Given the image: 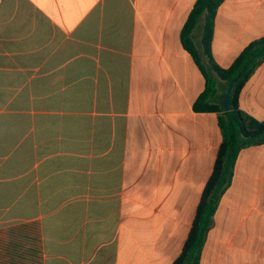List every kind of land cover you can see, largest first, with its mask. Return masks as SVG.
Listing matches in <instances>:
<instances>
[{"label": "crops", "instance_id": "0c3cea01", "mask_svg": "<svg viewBox=\"0 0 264 264\" xmlns=\"http://www.w3.org/2000/svg\"><path fill=\"white\" fill-rule=\"evenodd\" d=\"M194 2L0 0V264L179 255L222 139L217 114L192 108L204 78L180 30ZM261 37L264 0H223L213 60ZM237 102L264 120V63ZM199 264H264V144L238 153Z\"/></svg>", "mask_w": 264, "mask_h": 264}, {"label": "trees", "instance_id": "16d2710c", "mask_svg": "<svg viewBox=\"0 0 264 264\" xmlns=\"http://www.w3.org/2000/svg\"><path fill=\"white\" fill-rule=\"evenodd\" d=\"M223 0H195L181 30L180 42L204 78L203 91L194 101L195 112L217 114L221 142L212 170L203 185L186 239L171 264H199L206 234L221 195L229 186L238 153L247 147L264 144V120H256L238 108V95L256 68L264 63V37L250 42L227 68L219 67L211 54L213 21ZM203 19L199 39L200 52L191 39L199 19ZM237 81L231 85L234 78ZM231 86L229 109L223 111L216 100L217 85Z\"/></svg>", "mask_w": 264, "mask_h": 264}, {"label": "water", "instance_id": "95a60500", "mask_svg": "<svg viewBox=\"0 0 264 264\" xmlns=\"http://www.w3.org/2000/svg\"><path fill=\"white\" fill-rule=\"evenodd\" d=\"M236 81H237V77L234 78L231 85H233ZM230 90H231V86H227L225 88V92H224V94L220 100V105H221L223 111H228V109H229V93H230Z\"/></svg>", "mask_w": 264, "mask_h": 264}, {"label": "rangeland", "instance_id": "374dc122", "mask_svg": "<svg viewBox=\"0 0 264 264\" xmlns=\"http://www.w3.org/2000/svg\"><path fill=\"white\" fill-rule=\"evenodd\" d=\"M202 20H203V19L200 18L199 21H198V23H197V25H196V30H197V31H200V30H201V22H202Z\"/></svg>", "mask_w": 264, "mask_h": 264}]
</instances>
